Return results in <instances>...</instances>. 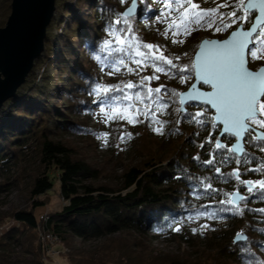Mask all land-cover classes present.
<instances>
[{"label":"trees","instance_id":"16d2710c","mask_svg":"<svg viewBox=\"0 0 264 264\" xmlns=\"http://www.w3.org/2000/svg\"><path fill=\"white\" fill-rule=\"evenodd\" d=\"M131 1L56 0L44 52L26 83L0 109V176L34 140L47 165L30 192L33 209L0 217V224L14 219L22 226L0 237V264L11 262L8 250L25 231L41 229L63 243L67 236L83 242L115 237L101 245L98 257L75 255L76 264H264V141L249 133L247 151L238 157L231 151L232 136L219 145L221 127L208 106L190 104L180 112L179 94L195 77L197 47L189 54L164 47V53L153 54L156 42L142 27L148 30L158 2L165 0H138V18L123 15ZM245 1L229 0L224 12L235 11L247 28L255 12H245ZM11 3L0 0V27L7 23ZM98 69L118 75L105 81L96 76ZM95 107L109 109L112 116L119 108L134 112L125 125L114 117L108 123L111 132L124 127L120 139L140 159L124 167L120 184L116 178L104 181L106 171L50 138L55 133L95 136L84 122L73 121L91 115ZM260 119L264 129V115ZM55 181L66 204L44 220L36 211L46 203L38 198L53 191ZM7 186L0 184V193ZM236 190L244 195L239 205L231 201ZM196 216L211 227L225 225L214 227L219 232L210 237L199 234L195 242L184 224ZM239 232L247 234L246 241L235 242ZM149 234L179 237L202 249L196 256L153 250Z\"/></svg>","mask_w":264,"mask_h":264},{"label":"rangeland","instance_id":"374dc122","mask_svg":"<svg viewBox=\"0 0 264 264\" xmlns=\"http://www.w3.org/2000/svg\"><path fill=\"white\" fill-rule=\"evenodd\" d=\"M228 1L229 0H165L158 2L157 9H159V11H157L153 20L148 22V30L142 27V30L146 32L145 34L149 35V37L156 42V45H153L155 47L153 49L155 50L153 54H162L166 50L171 53H177L178 55L183 53L189 54L193 52L196 47L198 49L200 42L205 38L212 39L222 37V39H224L228 37L229 34L237 28L235 27L232 29L231 27L236 23L237 25H241L243 21L242 18L235 14V11H231L232 9H230L229 13H227V11L224 12L225 9L228 8ZM132 2L133 0L129 5ZM134 17L138 18L137 15ZM253 43L248 55V61L249 67L252 70H257L259 67L264 66V27L260 29ZM162 47L166 48V50L162 49ZM40 73L41 71L38 72V74ZM114 75H118V73H114L112 70L102 69L96 71V76L105 81L113 79ZM120 75L123 76L124 74L122 73ZM120 77L121 76H117V79H120ZM37 81L39 82L40 79ZM189 82L191 85L194 82V77L190 78ZM189 87H187L186 90ZM263 100L264 97L259 103V118L249 121V123L254 128L264 131L260 119L264 115V109L261 106ZM180 106L181 105H179V107ZM117 113L119 114L112 116V112L109 109L95 107L91 115L73 118V121L84 122L88 128L93 129L96 132V135L93 137H83L72 133H55L50 136V138L75 148L78 153L91 164L106 171L109 175L108 178H104V181L110 182L112 180L109 179L116 178V182L120 184L124 167L129 164L138 163L140 159L139 154L133 147H124L122 143L123 140L120 139V137L123 136L121 132H123L124 127L121 126L122 128H116L111 132L108 125L111 121V117H114L113 120L115 119L118 125H125L133 118L134 112L132 113V110H127V108H119ZM156 130L158 131V127ZM119 131L120 134H118ZM157 131L155 133H157ZM252 134L255 137V134ZM41 148V144L38 141H31L28 148L24 149L23 156L21 155L12 162L15 166H13L9 172L5 173V177L2 178L0 176V184L8 185L7 187H3V192L0 193L1 218H5L6 220L16 211H31L33 209L35 199L32 198L30 193L33 183L35 178L47 169V165L42 162ZM54 175L56 174L54 173ZM59 187V182L55 181L54 190L48 195L38 198V201L46 203L43 209H38L36 211L38 217L42 215V218H45L63 209L66 202L63 201L59 195ZM235 192L240 191L236 190ZM15 221L17 220L10 219L8 222L1 223L0 227L8 226ZM210 224L211 223L204 217L196 216L192 219L185 220L184 229L187 232V236L190 237L192 241L200 242L199 234H206L210 237L213 233L219 232V230L217 231L214 227H222L225 225V223H222L211 227ZM21 227L20 224L16 225L13 229H19ZM10 230H12V228ZM36 233L37 234L28 230L27 232L25 231L21 237L19 236L21 241L8 250V253H11L9 255L12 256L11 262L8 264H76V260H74L75 255L87 254L90 256L89 253L95 256L97 254L100 255L99 248L101 245L108 239L115 238L108 237V239L104 238L101 240L83 242L80 239L67 236L68 243H63L61 239L52 232H44L41 229ZM239 234H245L247 236L246 233L239 232ZM148 237L152 249L164 253L178 255L190 254L196 256L199 255L198 253L201 251L200 249H202L198 248L195 242L194 244H192V242L190 244L179 237L171 235L156 236L154 234H149ZM37 241L41 244L40 251L37 246ZM28 243L31 245L33 243V250L27 248ZM26 249H29L30 252H26ZM99 258H101V256Z\"/></svg>","mask_w":264,"mask_h":264},{"label":"water","instance_id":"95a60500","mask_svg":"<svg viewBox=\"0 0 264 264\" xmlns=\"http://www.w3.org/2000/svg\"><path fill=\"white\" fill-rule=\"evenodd\" d=\"M244 10L255 12L252 24L239 25L224 39H203L193 57L194 82L179 94L180 112L188 105L208 106L214 122L221 127L219 145L226 135L234 138L231 151L242 157L247 151V135L252 132L264 141V131L249 121L259 118V103L264 97V66L249 67L248 55L254 38L264 27V0H246ZM56 11V0H12L11 14L0 28V109L26 83L35 61L44 52L47 28ZM138 0L123 11L125 17H139ZM204 86V88H203ZM244 199L240 192L231 195L234 205ZM239 234L235 242L246 241Z\"/></svg>","mask_w":264,"mask_h":264},{"label":"built area","instance_id":"2783aa9c","mask_svg":"<svg viewBox=\"0 0 264 264\" xmlns=\"http://www.w3.org/2000/svg\"><path fill=\"white\" fill-rule=\"evenodd\" d=\"M48 217L43 218L44 220H47ZM16 225H20L18 221L12 222L8 226H2L0 227V237L3 236L7 231H9L11 228L13 229Z\"/></svg>","mask_w":264,"mask_h":264},{"label":"bare ground","instance_id":"6f19581e","mask_svg":"<svg viewBox=\"0 0 264 264\" xmlns=\"http://www.w3.org/2000/svg\"><path fill=\"white\" fill-rule=\"evenodd\" d=\"M247 13V12H246ZM253 13V12H252ZM243 25V24H242ZM36 62V61H35ZM225 137V136H224ZM241 202H243V201H241ZM13 230V229H12ZM12 230H9V231H7L3 236H5L7 233H9L10 231H12ZM3 236H1V237H3ZM237 243V242H236Z\"/></svg>","mask_w":264,"mask_h":264}]
</instances>
